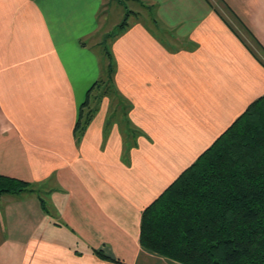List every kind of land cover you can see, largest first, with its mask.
Listing matches in <instances>:
<instances>
[{
	"label": "crops",
	"instance_id": "0c3cea01",
	"mask_svg": "<svg viewBox=\"0 0 264 264\" xmlns=\"http://www.w3.org/2000/svg\"><path fill=\"white\" fill-rule=\"evenodd\" d=\"M134 1L77 139L105 0H0V174L33 188L0 194V264H180L139 244L141 213L264 97V0Z\"/></svg>",
	"mask_w": 264,
	"mask_h": 264
},
{
	"label": "trees",
	"instance_id": "16d2710c",
	"mask_svg": "<svg viewBox=\"0 0 264 264\" xmlns=\"http://www.w3.org/2000/svg\"><path fill=\"white\" fill-rule=\"evenodd\" d=\"M126 16L98 40L106 62L78 108L77 139L98 108L96 98L112 92L115 65L107 41L123 31ZM23 191H33L31 183L0 174V194ZM139 244L180 264H264V97L143 209Z\"/></svg>",
	"mask_w": 264,
	"mask_h": 264
},
{
	"label": "rangeland",
	"instance_id": "374dc122",
	"mask_svg": "<svg viewBox=\"0 0 264 264\" xmlns=\"http://www.w3.org/2000/svg\"><path fill=\"white\" fill-rule=\"evenodd\" d=\"M105 5L101 8L100 11V16H99V20H101V18L105 19V23H101L102 24V28H107V30L109 32L113 31L115 28V25L120 23L124 17L126 16V12L129 10L130 12L128 13V15L126 16L127 22H131L135 19V14H133V11H136V9H139L140 6L137 2H135L134 0H105ZM140 10V9H139ZM140 13L142 15H144L143 10H140ZM146 14H148V12H146ZM146 23L149 25H152L149 20H146ZM100 28L98 29V31L95 33V38L97 40L101 39V36L103 34V29ZM106 30V29H104ZM243 36L245 40H247L248 42L252 43L248 38L247 35L245 33H243ZM108 47L109 45V39H108ZM98 50V55L100 57L101 63H105L106 62V58L104 56L103 50L101 48V46L97 47ZM22 195V194H20Z\"/></svg>",
	"mask_w": 264,
	"mask_h": 264
}]
</instances>
